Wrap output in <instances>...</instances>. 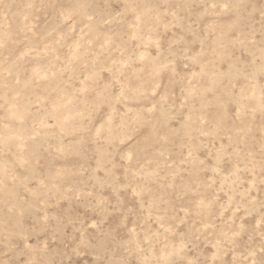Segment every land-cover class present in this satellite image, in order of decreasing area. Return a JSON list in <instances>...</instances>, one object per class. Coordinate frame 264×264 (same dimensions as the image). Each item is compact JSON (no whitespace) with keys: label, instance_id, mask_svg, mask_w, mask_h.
Instances as JSON below:
<instances>
[{"label":"rangeland","instance_id":"obj_1","mask_svg":"<svg viewBox=\"0 0 264 264\" xmlns=\"http://www.w3.org/2000/svg\"><path fill=\"white\" fill-rule=\"evenodd\" d=\"M264 0H0V264H259Z\"/></svg>","mask_w":264,"mask_h":264},{"label":"snow or ice","instance_id":"obj_2","mask_svg":"<svg viewBox=\"0 0 264 264\" xmlns=\"http://www.w3.org/2000/svg\"><path fill=\"white\" fill-rule=\"evenodd\" d=\"M262 251H264V247H262ZM259 264H264V258H261V260L259 261Z\"/></svg>","mask_w":264,"mask_h":264}]
</instances>
